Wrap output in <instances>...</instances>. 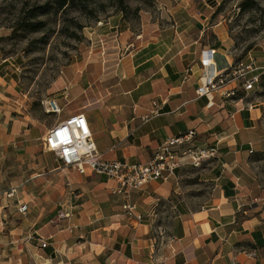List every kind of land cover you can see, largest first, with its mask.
Listing matches in <instances>:
<instances>
[{
    "label": "crops",
    "instance_id": "obj_1",
    "mask_svg": "<svg viewBox=\"0 0 264 264\" xmlns=\"http://www.w3.org/2000/svg\"><path fill=\"white\" fill-rule=\"evenodd\" d=\"M219 40L220 45L204 47L217 48L214 61L221 70L228 36ZM202 50L187 59L165 58L154 44L137 45L113 63L117 84L109 94L116 100H92L93 107L79 112L87 116L103 157L128 163L148 161L168 138L196 128L197 143L217 148L210 197L168 199L179 192L175 179L182 165L175 176L151 181L133 194L144 214L143 221H136L123 213L121 197L110 193L112 181L106 175L63 169L60 160L48 156L43 140L64 118L42 124L37 134V124L26 116L23 133L6 136L0 109V222L9 223L7 230L0 227V260L8 255L0 264H264V199L251 178L249 158L264 145L263 107L248 99L251 91L234 100L216 96L210 102L199 96ZM189 67L193 72L185 78ZM6 84L0 75V88ZM11 143L17 149H10ZM58 170L74 188L77 204L69 217L47 219L39 208L42 197L58 190L48 180ZM12 186L18 189L16 203L5 194ZM67 190L60 185L59 196L62 202L71 198L72 205ZM162 198L168 203L159 204ZM22 204L28 206L25 213L19 212ZM43 240H50V246L41 247Z\"/></svg>",
    "mask_w": 264,
    "mask_h": 264
},
{
    "label": "rangeland",
    "instance_id": "obj_2",
    "mask_svg": "<svg viewBox=\"0 0 264 264\" xmlns=\"http://www.w3.org/2000/svg\"><path fill=\"white\" fill-rule=\"evenodd\" d=\"M45 1L0 0V75L8 83L0 88V109L6 136H20L26 116L37 124L40 134L42 124L55 123L73 111H87L93 107L92 100H116L114 94H109V87L117 84L113 63L141 43L158 46L165 58L178 55L187 59L190 55L198 56L206 45H220L219 37L226 34L228 52L233 53L236 61L253 56L264 64V0H101L92 5V13L72 8L52 10L37 18L44 22L42 28L26 29V11L35 2ZM45 97H57L64 107L62 113H46L41 104ZM248 97L253 104L263 107L259 124L264 133V74ZM195 138L182 147L183 152L188 148L214 147L212 143L201 146ZM9 146L17 149L12 143ZM47 153L55 159L53 152ZM249 158L251 178L257 185L258 196L264 199V145L250 153ZM182 165L184 168L175 179L180 193L173 192L175 197L171 194L168 199L184 197L199 202L210 197L213 157L194 166L187 154ZM60 173L58 170L48 175L52 188L58 190L42 197L39 209L47 212V219L71 205V198L62 202L59 196L60 185L71 193L65 175ZM15 199L10 202L16 203ZM158 203L165 205L168 201L162 198ZM0 227L7 230L9 223L1 221ZM1 258L6 261L8 255Z\"/></svg>",
    "mask_w": 264,
    "mask_h": 264
},
{
    "label": "built area",
    "instance_id": "obj_3",
    "mask_svg": "<svg viewBox=\"0 0 264 264\" xmlns=\"http://www.w3.org/2000/svg\"><path fill=\"white\" fill-rule=\"evenodd\" d=\"M102 46L105 50L104 44ZM262 50L264 53V46ZM216 54L217 48L208 47L202 50L200 57L203 73L197 93L199 96L208 97L210 102L216 96L223 100H234L242 91L248 92L254 89L264 74V64H260L256 57L250 56L246 60L236 61L232 52L227 53L226 64L223 69L218 70L214 61ZM192 72V67H189L185 78ZM65 97H68V93ZM41 104L44 111L49 114H61L63 111L57 97H45L41 100ZM196 135V128H191L168 138L156 150L153 157L143 163L108 160L97 148L87 116L84 112H77L59 120L48 131L43 140V148L54 153L62 163L63 169L71 167L80 174L92 171L106 175L108 180L112 181L110 193L121 197L123 213L141 222L144 220V214L139 211L137 202L133 200L135 192L143 190L151 181H165L175 176L176 169L181 166V160L187 154L194 166H199L207 158L217 156L216 147L188 148L183 152L182 147L191 143ZM68 183L71 187V183ZM17 190L16 186L5 190L6 197H13ZM70 195L73 196L74 201L70 208L63 207L59 211L61 218L69 217L73 212V206L77 204V194L72 187ZM27 209L26 204L19 206L20 212L25 213ZM49 244L51 243L47 240L42 241V247H47ZM251 256H256V252H251Z\"/></svg>",
    "mask_w": 264,
    "mask_h": 264
},
{
    "label": "trees",
    "instance_id": "obj_4",
    "mask_svg": "<svg viewBox=\"0 0 264 264\" xmlns=\"http://www.w3.org/2000/svg\"><path fill=\"white\" fill-rule=\"evenodd\" d=\"M101 0H46L45 2H35L26 11L27 16L24 17V26L26 29L36 31L42 28L43 21L37 18L41 15H45L52 10H66L69 8L78 9L81 11H87L92 13L91 8L93 4L100 2ZM119 3H123V0H117ZM25 4H29L25 1Z\"/></svg>",
    "mask_w": 264,
    "mask_h": 264
}]
</instances>
